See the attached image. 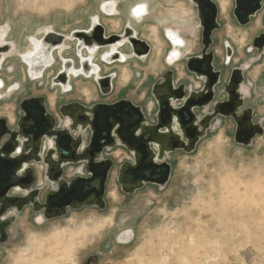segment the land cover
Listing matches in <instances>:
<instances>
[{
  "label": "rangeland",
  "instance_id": "374dc122",
  "mask_svg": "<svg viewBox=\"0 0 264 264\" xmlns=\"http://www.w3.org/2000/svg\"><path fill=\"white\" fill-rule=\"evenodd\" d=\"M142 4L146 15L139 18L133 10ZM234 6L228 8L230 25L219 15L220 27L213 30L207 49L215 56L214 70L220 71L215 98L211 99V107L202 109L196 105L194 109L200 118L213 113L215 119L192 148L171 152L168 161L172 171L167 185L147 184L131 197L122 190L118 195L117 166L129 157L121 146L107 149L104 155L113 160L107 182L113 202L107 200L105 210L84 207L44 222L39 220L40 212L32 211L30 206L20 214L12 209L9 217L15 215V222L9 228V241L0 242V264H85L93 255L99 258L92 264H264V50L260 58L252 45L254 37L264 33V24L260 26L257 21L250 26L259 16L264 23V2L246 25L236 21ZM93 23L102 25L107 37L123 33L130 24L138 37L150 45L144 59L132 56L124 62L106 64L96 56L100 74L113 76V90L108 94L102 93L93 78L94 83L82 75H70L67 89L55 81L62 67L61 58L77 61L73 31L88 30ZM0 28L5 31L3 41L13 47L10 57H2L3 64L0 59V90L4 89L0 92V118L8 122L14 117L17 120L22 113L23 99L38 97L46 100L55 117L58 106L67 102L93 106L126 99L141 107L149 122L154 123L158 108L152 87L164 73L173 71L177 86L185 83L194 91L204 86L203 80L186 67L188 59L201 57L202 53V25L195 0H0ZM166 28L176 31L185 41L176 67L168 61L172 46ZM48 31L68 37L62 47L52 52L55 63L41 77L29 76L18 52L30 53L39 48ZM226 41L234 47L229 63H225V55L219 59L216 55L217 50L220 55L219 48L225 51ZM128 47L125 43L119 50L129 53ZM248 66L243 108L252 109L249 118L253 124H261L262 132L250 143L242 144L234 139L235 117L221 110L215 112L214 105L226 99L223 88L232 70ZM193 78L201 84L197 86ZM71 86L72 91L66 92ZM187 99L188 94L178 98L175 110ZM151 101L155 107L150 113ZM77 165L65 167L67 179L80 172ZM30 167L37 176L31 188L41 190L42 200L52 187L40 177L43 168L39 163ZM17 191V195L24 193ZM126 229L135 232L131 244H121L127 241L120 238ZM114 237L121 243L113 242Z\"/></svg>",
  "mask_w": 264,
  "mask_h": 264
},
{
  "label": "flooded vegetation",
  "instance_id": "af4514ba",
  "mask_svg": "<svg viewBox=\"0 0 264 264\" xmlns=\"http://www.w3.org/2000/svg\"><path fill=\"white\" fill-rule=\"evenodd\" d=\"M195 1L200 2V0ZM210 1L213 2L216 7L215 21L218 24V27H220V21L218 19L219 15L221 19L223 18L222 20L226 18L227 25H230V23L232 22L229 9L234 5L233 0ZM222 6H224V8ZM203 10L212 14V11H210L208 7H204ZM133 13V15H138V17L141 18L146 15V7L144 5L140 6L136 10V12L133 11ZM256 15L257 14H255V16ZM251 18L252 17H250L249 22L251 21ZM257 21H259L260 26L264 24L262 22V18L259 16L255 21L251 23L250 26H252ZM4 34L5 31L0 28V59L2 60L1 64H3V61L5 59L11 56L9 54L11 53L10 51L13 48L10 42L3 41ZM166 34L172 42V50L170 51L168 61L172 63V65H174L175 62H178L181 59V50L185 46V41L180 35H178L176 31L171 28H166ZM106 35L107 34L104 32V36ZM77 36L81 38L86 44L90 42L88 37L83 34H78ZM46 40L53 42L56 41V39L52 40L51 35H48L45 38V41ZM106 40L107 39H105L104 37V41ZM228 44L232 46L230 42ZM224 48L225 51L222 48H219L220 55H218L217 50L216 55L218 59L219 57L226 55L227 50L225 45ZM193 49H196V47H193ZM24 52H18V55L21 56L23 62H25V60L30 62L34 60L46 61L48 59L46 56L49 55L48 53H42L43 51L41 45L39 48H37L36 50L34 49L30 53ZM233 52L234 47L232 46V54ZM3 56H6L5 59L2 58ZM261 56L262 54H260V58ZM176 65L177 63L175 64V67ZM212 65L214 66V64ZM250 67L251 66L243 68V81L239 87L238 92H234L233 89L229 88L230 98L228 103L230 108L228 109L227 107H225L224 109H222L227 112L230 111L233 107H236V129L241 131H249V121H252V119L249 118L250 113L247 110L252 109L249 107L243 108V104L246 98L245 96H243V90L245 87V70H248ZM173 74L174 73H172L174 79ZM169 76L170 75L167 74V77ZM184 76L188 77V74L185 70ZM193 81L197 86L201 84V82L196 80L195 78H193ZM17 86L18 84H15V87ZM174 86H177L176 83H174ZM64 87L65 89H67V86ZM165 87L169 88L168 81L165 79H162L161 81L156 80L152 87V92L154 94L153 96L158 108L156 120L154 123L149 122L146 114L143 113L141 107L135 105L136 107L140 108V111L143 115V119H141L138 124L130 126V129L138 139V146H129L127 142L119 140L113 132L112 138L110 140L103 138L100 141L93 143L91 141L93 132L92 128L94 129L96 125L94 124L95 121L93 119V113L91 109L92 106H88L80 101H71L59 105V114H57L58 117H55L48 108L49 113L45 112L43 121L39 127H36L35 123L30 118H26V114L22 108V113L20 114V116H18L17 120H15L14 117L12 121L9 120L8 122L7 119L0 118L5 120L8 129L7 132L0 137V158L11 162L8 168L9 173L7 175V179L3 182L4 186L6 187V191L2 196H0V242L5 243L9 241V228L12 227L15 222L13 221L15 215L9 217L12 209L17 210L16 213L20 214L21 212H23L25 207L30 206L32 211L40 212V218L43 217V220L39 218L40 222L66 215L70 210H80L84 207H93L99 210H105L107 203L113 202V200L108 195L107 186L110 170L113 167V160L106 157L104 154L107 149L110 150L114 146L118 145L125 148L128 153L127 156L129 157V159L124 160L117 166L116 181L118 183V187L120 188L119 189L118 187H116L118 195H122L123 193L125 196L131 197L136 193L137 190L144 188L147 184H152L157 187L166 186L170 180L172 171L171 163L168 161L171 152L176 149H184L186 147L189 148L194 143L196 144L199 137L203 133L207 132V127H209L215 117L209 116L210 118H200L197 113L194 112V109H196V107L193 108L192 112H190L189 115H183L181 119L179 117H176L173 113V111H175V103L171 104L172 102L169 103L167 102V100L171 96H174L177 91L169 92L167 89H164ZM3 90H0V92ZM112 90L113 85L110 90H108V88H104V91L107 94L112 92ZM71 91L72 86L70 90L66 92ZM247 92L248 91H246V93ZM98 94L99 93L97 92V96L99 97L100 95ZM227 97L228 96L226 95L225 100L228 99ZM196 100L199 101L198 97H196ZM102 104L107 105V103ZM163 104L166 105L165 110L160 109V106ZM150 106L151 107L149 110L151 113L153 112L155 103L151 101ZM55 108L56 102L54 107L51 109L55 110ZM214 109L219 110L217 106H214ZM237 112H240L239 115L237 114ZM191 113L192 116H190ZM252 113L253 112L251 111L250 115H252ZM123 117L125 120L133 122L138 118V115L134 114L132 111H129L127 113L124 112ZM109 122L112 123V127L114 129L120 127L115 117H111ZM9 123H13V125H10ZM157 125H161V127L157 128ZM173 126H175V128ZM61 130L65 133L62 138L67 141L66 148L64 150H60L59 148V145L57 143V140L59 139L58 136H54L51 134V131ZM84 134L86 136L89 135V138H84ZM51 142L53 143V147H51ZM7 147H10L11 150L6 151L5 149ZM50 149H52V154H50ZM91 160H93V162L95 163L108 161L110 162L108 178L104 185L103 192L100 195H97V191L100 189V186L98 179H95L91 181L89 185L84 186V190H90L91 188H94L95 190L88 192L87 196L82 199V201L72 200L69 205L62 206L60 208L48 206L46 204V196L50 191H56L61 188H69L70 184H72L78 177L85 179L91 177V174L89 172ZM163 162H166L170 166V177L165 185H159L153 180L160 177L158 173L161 169L159 167H155L154 170H152L148 167L152 164L160 165ZM38 163L43 168V170L39 173L40 177L42 176V180L44 177V181L52 187L51 189L47 190L42 200L39 199L41 190L37 188H31V185L37 178V176L33 175V169L30 166L32 164L38 165ZM77 164H79L80 166V168H77L80 172L75 175L74 178L67 179L64 174L65 167H68V165H71V167H73V165L78 166ZM76 166H74V168H76ZM4 171L5 169L1 167V172ZM151 171L154 172L152 175L150 174ZM3 179L4 178L0 173V180ZM1 186L2 184L0 182V187ZM16 190H18L19 192L23 191L24 193L21 195H17L15 193ZM119 190H122V193ZM134 237L135 232H133L132 229H126L122 231L120 238L127 241L121 243L116 237H114L113 242H116L118 244H129L132 239H134ZM98 258L99 255H93L92 257H89L88 261L85 264H92V260H97Z\"/></svg>",
  "mask_w": 264,
  "mask_h": 264
},
{
  "label": "water",
  "instance_id": "95a60500",
  "mask_svg": "<svg viewBox=\"0 0 264 264\" xmlns=\"http://www.w3.org/2000/svg\"><path fill=\"white\" fill-rule=\"evenodd\" d=\"M262 2L264 0H234V9H233V15L236 18L237 22L240 25H246L249 23L250 17L255 16L256 12L262 8ZM198 4V18L200 19L201 25H202V31H201V40H202V53L201 57H195L188 59L186 62V67L189 72L194 73L196 76H199L203 80V88L199 91H194L190 87L187 88L185 83H180L178 86H174V79L172 76L173 71H168L162 77L159 79L161 81L162 79H165L168 81L169 88L165 87L164 89H167L169 92L177 91L174 96H171L167 102L173 104L175 103L178 98H182L184 94H188V99L184 106L180 107L178 110L173 111L174 115L176 117L182 118L184 113L186 115H189L190 112H192L193 108L197 106H200V108H208L211 105L212 100L215 98V86L218 84L220 79V71H215L213 64L214 54L212 51H207L209 45L212 43L211 34L213 30L218 28V24L216 23V7L210 0H200V2H197ZM204 7H208L211 13L205 12L203 9ZM127 28V27H126ZM89 30L92 33L91 38L93 40H96L97 42H102V44L105 46L108 45V43H115L118 39V35H111L108 37L106 41H104V29L103 26L100 24H96L94 27L92 26ZM126 29L123 33H125ZM48 35L54 36L56 38L57 42L46 40V42L50 43L52 46L57 45L61 41L60 38H63L61 34H56L54 32H47ZM47 35V36H48ZM169 39V37H168ZM56 43V44H55ZM229 42H225L226 47V55H225V63H229L230 58L232 56V46L228 44ZM172 45V42H171ZM253 46H255L259 53L264 50V33L259 34L258 36L254 37L253 39ZM78 41L74 44V50L76 52V58L77 61L73 58H61V64L62 67H60L58 76L55 79L57 82H65L66 81V70L63 69L64 59L70 60L71 63L69 65L77 67L78 69H82V57L81 54L78 52ZM121 47V46H120ZM130 47L131 50L135 54L140 55H146L149 53L150 45L143 39L140 38H132L130 40ZM85 48V47H84ZM83 48V49H84ZM102 46H98V49H101ZM56 48L54 49V52H56ZM58 52V51H57ZM104 51L99 53V61L104 63V59L102 57ZM60 54V53H59ZM261 54V53H260ZM96 57H94L95 59ZM93 59V60H94ZM74 60V63L73 61ZM56 60L52 59V61L46 66L43 67L40 76L44 73V71L51 67ZM115 60H112L114 62ZM94 62L98 63L94 60ZM26 65L27 74L31 76L32 68L31 65L28 62H24ZM96 63H94L96 65ZM243 68L236 67L232 70L230 79L228 82L224 85L223 92L228 96L227 100L216 102L214 106H217L219 110H214L215 112H219L220 110L225 112L224 109L229 106V88L233 89L234 92H238L240 85L243 81ZM167 74L170 75L167 77ZM81 75V74H79ZM95 75L92 74V77ZM38 78V77H36ZM111 75L102 76L97 80L95 77L93 78L96 83L98 84L99 88L101 89L102 93L104 91V88H110L112 87L111 84ZM60 82V83H62ZM61 86V85H60ZM232 92V91H231ZM196 97H198V100H196ZM196 100V101H195ZM214 101V100H213ZM42 98L38 97H31L23 99L20 103V108H22L26 114V118H30L34 123L36 127H39L43 121L44 114L46 112L45 107L43 105ZM215 102V101H214ZM240 106V105H239ZM238 106V107H239ZM237 107V108H238ZM236 107H233L230 111H227L226 113H230L233 117H236ZM92 113H93V119L95 121L96 127L92 130V136L91 141L93 143H96L97 141H100L103 138H106L110 140L112 138V132L115 134V136L119 140H123L127 142L129 146H138L137 137L130 129L131 125L138 124L141 119H143L142 112L140 111L139 107H136L131 101L122 99L120 101H117L113 104H96L91 107ZM160 109L165 110L166 105L163 104L160 106ZM175 109V108H174ZM248 112L251 114L250 109H247ZM132 111L134 114L138 115V118L135 119L133 122L127 121L123 117L124 112ZM247 112V111H245ZM214 115L213 113L211 116ZM192 116V113L190 114ZM116 118V120L119 123V128H113L112 123L109 122L110 118ZM249 131H241L236 129V133L234 136V139L238 143L242 144H248L251 142L252 138L257 134L262 132L261 124L256 125L253 124L252 121H249ZM134 127V126H133ZM161 127V125H157V128ZM7 126L4 119H0V137L4 135L7 132ZM52 135L58 136L57 143L59 145L60 150H64L66 148L67 141L63 139V135L65 134L64 131H51ZM114 138V137H113ZM197 141V140H196ZM195 141V142H196ZM53 143L51 142V147ZM195 144V143H194ZM191 145L190 147L192 148ZM186 147V146H185ZM9 148V149H8ZM184 148V147H183ZM187 148V147H186ZM184 148V149H186ZM11 150L10 147H7L5 149ZM52 149H50V154H52ZM11 162L6 161L5 159L0 158V173L2 174L3 180H0L2 186L0 187V196H2L5 191L6 187L4 186L3 182L7 179V175L9 173V166ZM1 167L5 169L4 172H1ZM155 167H159L161 170L159 171V178L153 180L157 182L159 185H165L170 177V166L166 162H163L160 165H150L148 168H151L154 170ZM110 169V162H99L95 163L93 160L90 161V168L89 172L91 174L90 178H77L72 184H70L69 188H61L56 191L52 190L50 191L46 196V204L48 206L57 207L60 208L62 206H67L69 203L74 201H82L87 196V193L90 191L95 190L94 188H91L90 190H84L85 185H89V183L95 179H98L100 189L97 191L100 195L103 192L104 185L106 183V180L108 178V171ZM154 172L151 171L150 174L152 175ZM86 183V184H85Z\"/></svg>",
  "mask_w": 264,
  "mask_h": 264
},
{
  "label": "bare ground",
  "instance_id": "6f19581e",
  "mask_svg": "<svg viewBox=\"0 0 264 264\" xmlns=\"http://www.w3.org/2000/svg\"><path fill=\"white\" fill-rule=\"evenodd\" d=\"M140 6H143V4L135 7L133 11L136 12V10ZM222 7L224 8V6H222ZM96 24H99V23H93L92 26L94 27ZM90 31L91 30H89V29L88 30H75V31H73V34L71 35L72 37H75L76 42L78 41V43H79V46H78L79 51L78 52L81 54L83 67H82V69H78L77 67H75V65L74 66L69 65L71 63L70 60L64 59L63 69L66 70L65 72H66L67 77H66L65 82H62V81H60L62 83L59 82V84H61L63 88H65L64 86H67V88L70 86L69 80L72 79L71 76H73V75L79 76V74H81L83 77L89 78L92 82H93L92 78H94V77H95V79L98 80L101 77V74H100L101 66H100L99 62L96 63V62H94L93 59H94V57L99 55V53H101L102 51H104L102 54V57L105 60L104 62L106 64L113 63L112 60H115L114 62H116V61L124 62L125 59H127V57L129 58L132 56H135L139 59H144L149 54V53L146 55L135 54L131 50L130 40L132 38H139V37H138L137 33L134 31V29L130 26V24L127 26L125 33L119 34L117 41L115 43H108V45H106L108 48L104 49V50H101V49L97 50L98 46L101 45L102 47H104L105 44H107V43H105L103 45L102 42H97L96 40H93L91 38L92 33ZM78 34H83V35L87 36L90 42L88 44L84 43L83 40L77 36ZM103 36H104V34H103ZM107 36L108 35L104 36L105 39H108ZM51 37H52V40L56 39L54 36H51ZM62 37L63 38L61 39V41L59 43H57V45H53V46L51 44L49 45L48 42L46 43V41H45L46 37L45 38L42 37V41L40 40V42H41L40 45H41L42 51H43L42 53L43 54L48 53L49 55L46 56L48 58L46 61H39V60L35 61L34 60V64L30 63L31 68L33 69L31 72V75H33V77H38L40 75L42 68L46 67L52 61L53 50L55 48L62 47L63 41L65 38L68 37V35H62ZM55 42H57V41H55ZM125 43L129 44V47H128L130 50L129 53H126V52L122 53L119 50V47ZM60 51H61V49L58 50L59 53H60ZM72 61L74 63V60H72ZM94 63H96V65ZM170 64L172 65V63H170ZM92 74H94L95 76L92 77ZM74 77H76V76H74ZM111 77H113V76L111 75ZM111 84H112V82H111ZM43 105L45 107L46 112L49 113L48 104H47L46 100L43 101ZM16 114L17 113H15V116H16ZM163 187H165V186H163ZM114 198H115V195H114Z\"/></svg>",
  "mask_w": 264,
  "mask_h": 264
}]
</instances>
